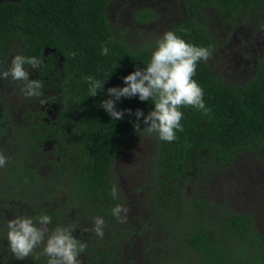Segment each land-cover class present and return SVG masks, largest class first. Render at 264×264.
<instances>
[{
  "label": "trees",
  "instance_id": "trees-1",
  "mask_svg": "<svg viewBox=\"0 0 264 264\" xmlns=\"http://www.w3.org/2000/svg\"><path fill=\"white\" fill-rule=\"evenodd\" d=\"M114 1L0 3V71L16 55L43 63L25 65L30 80L42 82V97L26 98L23 83L10 77L7 91L0 90V153L7 158L0 167V264H47L43 246L17 260L7 242L9 220L41 215L52 218L49 231L74 226L72 234L87 245L82 264H264V201L252 206L227 177L251 157L264 162V58L255 59L244 82L224 76L209 59L198 62L193 79L210 111L182 107L183 131L173 142L144 130L152 101L121 98L116 109L133 114L125 111L118 121L100 106L108 88L126 86L123 77L147 67L164 33L212 55L220 44L211 12L233 28L253 11L264 13V0H177L183 13L172 27L137 43L112 25ZM132 19L143 33L155 11L135 8ZM89 76L105 83L95 97ZM137 109L144 114L139 132ZM135 140L150 143L152 153L132 189L116 168ZM113 186L118 199L109 194ZM118 204L128 209L124 223L112 216ZM96 217L104 220L103 238L92 231Z\"/></svg>",
  "mask_w": 264,
  "mask_h": 264
},
{
  "label": "clouds",
  "instance_id": "clouds-1",
  "mask_svg": "<svg viewBox=\"0 0 264 264\" xmlns=\"http://www.w3.org/2000/svg\"><path fill=\"white\" fill-rule=\"evenodd\" d=\"M107 46L102 45V54L108 55ZM73 55H75L73 53ZM211 56L208 48L197 47L187 43L184 39L169 31L157 41L155 50L152 51L150 61L146 68H137L129 75L123 77L124 87H111L107 89L108 99L101 101L100 106L113 120H121L125 111L132 115V110L118 111L116 103L121 98L138 96L140 101H152L154 110L144 116L142 110L137 109L134 115L137 122L133 123L136 132L141 130L139 119L144 116V130L156 133L160 140L173 142L176 131H183L181 120L182 107H193L208 114L210 111L203 101V90L193 79L198 62L207 61ZM29 65L32 69L43 67L37 57L16 55L11 60V66L0 71V78H11L13 81L22 82L21 92L26 98H39L43 96V84L40 80H30V73L25 69ZM89 83L91 97L98 95L103 88V82L94 77L85 78ZM41 104L46 100L41 99ZM7 158L0 153V167L6 165ZM113 199H118V190L112 187L110 193ZM127 211L123 205H116L112 209V216L124 223ZM122 213L124 215H122ZM52 218L41 215L35 218L18 217L7 223V242L11 253L17 260H24L38 248L43 246L42 255L48 257L47 264H82L81 254L85 253L87 245L78 240L72 233L74 226H57L49 231L48 226ZM104 220L96 217L92 231L99 238L104 236ZM39 258V257H37Z\"/></svg>",
  "mask_w": 264,
  "mask_h": 264
},
{
  "label": "rangeland",
  "instance_id": "rangeland-1",
  "mask_svg": "<svg viewBox=\"0 0 264 264\" xmlns=\"http://www.w3.org/2000/svg\"><path fill=\"white\" fill-rule=\"evenodd\" d=\"M4 1L19 0H0V3ZM142 7L154 10L155 20L145 26L143 33H138L133 27L135 23L132 12L135 8ZM182 13V7L177 0H115L108 10V17L116 30L126 31V37L137 43L141 42L143 36L152 40L159 38ZM211 13L213 18L209 26L220 46L210 56V64L221 70L224 76L244 82L253 69L252 65L258 63L255 59L264 58V13L253 11L246 16V21H236L233 28L217 11ZM151 153L150 143L135 140L119 158L116 170L120 175L124 174V182L128 188L133 189L136 186L137 176L151 163ZM227 177L229 187L242 191L239 193L248 198V203L253 202L252 206H256V202L261 204L264 201V162L251 157L248 162L240 163L236 169L229 171ZM237 197L235 201L238 207H243L245 201Z\"/></svg>",
  "mask_w": 264,
  "mask_h": 264
},
{
  "label": "flooded vegetation",
  "instance_id": "flooded-vegetation-1",
  "mask_svg": "<svg viewBox=\"0 0 264 264\" xmlns=\"http://www.w3.org/2000/svg\"><path fill=\"white\" fill-rule=\"evenodd\" d=\"M0 90H5V91H7L6 90V84H5V79H2V78H0ZM14 89H11V90H9V92H11V91H13Z\"/></svg>",
  "mask_w": 264,
  "mask_h": 264
}]
</instances>
